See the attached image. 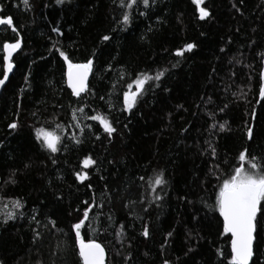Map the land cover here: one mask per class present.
<instances>
[{
    "label": "trees",
    "instance_id": "obj_1",
    "mask_svg": "<svg viewBox=\"0 0 264 264\" xmlns=\"http://www.w3.org/2000/svg\"><path fill=\"white\" fill-rule=\"evenodd\" d=\"M28 3L0 0V17L17 29L0 26V78L3 44L20 41L0 93V264H82L71 226L86 208L81 239L104 248L105 264H230L215 202L241 151L264 160V0H203V20L192 0ZM57 49L73 64L93 62L79 98ZM161 71L125 111L123 94L136 89L128 85ZM97 113L115 129L111 139L84 118ZM36 128L59 135L55 154ZM160 173L165 183L153 191ZM7 212L14 218L3 223ZM257 220L250 264H264L260 211Z\"/></svg>",
    "mask_w": 264,
    "mask_h": 264
},
{
    "label": "snow or ice",
    "instance_id": "obj_2",
    "mask_svg": "<svg viewBox=\"0 0 264 264\" xmlns=\"http://www.w3.org/2000/svg\"><path fill=\"white\" fill-rule=\"evenodd\" d=\"M57 4L63 2V0H56ZM138 0H120L121 8H131L136 4ZM25 9L29 8L28 0H22ZM192 3L196 5V10L199 13V18L203 20L209 15L205 8L201 7L202 0H192ZM145 7H148L149 0H143ZM143 14V13H141ZM129 14L127 11L122 13V20L118 23L127 25L129 22ZM8 26L13 32L17 29L13 25L11 17L2 18L0 17V26ZM0 27V31H6ZM53 32H57L58 29L53 28ZM103 40H108L107 35L102 37ZM20 41L17 40L14 44L5 42L3 44L4 56H3V77L0 79V85L5 84V80L8 78V73L11 68L9 56L12 51L19 48ZM194 47L193 44L185 45L183 50H177L175 55L181 56L182 51H190ZM60 57L64 59L67 64V86L71 89V93L75 97H80L81 93L85 92L88 73L91 71L92 60L89 59L86 63L73 64L69 61V57L65 52L57 49L56 50ZM223 51V49H222ZM164 73L161 71L155 75V77L148 76L147 73L138 75L136 80L132 84L128 85L131 89L133 84L136 85L134 92L125 91L123 94L124 109L125 111L131 109L137 99L138 94L143 90L145 83L149 80H159ZM261 78L264 80V71L261 72ZM261 97H264V85L259 90ZM83 112V109H79ZM85 119H90L94 122H98L103 132L108 135L111 139L112 133L115 129L111 126L109 121L103 115L97 113L90 116H85ZM15 123L10 124L9 128H16ZM223 125H220V130L223 131ZM35 139L37 142L43 141L42 147L48 150L50 153L55 154L58 151L57 145L60 143L59 135L54 132L47 131L43 128L34 129ZM249 138H251V129L248 130ZM99 139V137H97ZM238 160L241 162L240 166L235 167L234 174L229 179L224 180L222 186L219 188V192L216 195L215 210L219 212V216L223 218V231L224 233L231 234V259L230 264H249V259L253 255L252 244L254 239V232L257 229L258 211L264 214V160H260L255 156L249 155L246 151H241L238 156ZM55 163V161H53ZM82 166L88 168L95 163L90 157H86L82 160ZM163 174H157L154 177V187L161 186L165 183L162 178ZM86 174L76 173L77 181L86 179ZM15 183V181H11ZM156 200L161 197L157 195ZM12 206L14 208L22 207L20 201H13ZM259 206V207H258ZM4 208L7 205L3 206ZM89 217V211L86 208L84 211V219H80L79 222L72 224L71 229L75 233L76 245L78 246V255L82 264H104V249L100 244L95 242L85 243L80 236V229L85 224V220ZM14 218L12 212H7L4 215L3 223H7L8 220ZM119 236L120 234L117 233ZM145 237L149 235L147 226L144 227L142 233ZM171 235V233H169ZM167 264V261H165Z\"/></svg>",
    "mask_w": 264,
    "mask_h": 264
},
{
    "label": "water",
    "instance_id": "obj_3",
    "mask_svg": "<svg viewBox=\"0 0 264 264\" xmlns=\"http://www.w3.org/2000/svg\"><path fill=\"white\" fill-rule=\"evenodd\" d=\"M202 1H203V0H202ZM13 52H14V51H12V52L10 53V56H9V60H10V64H11V68H10V71H9V73H8V78L5 80V84H4V85H0V93H1L2 89L4 88V86L6 85L8 79L10 78V76H11L13 70H14V65H13L12 62H11ZM3 56H4V50H3ZM3 63H4V62H3ZM262 71H264V59H263V69H262ZM67 72H68V70L66 71V74H65V85H66V88H67V89L70 91V93H71V89H69L68 86H67ZM89 76H90V72L88 73L87 80L85 81L86 88H87V84H88ZM0 79H4L3 75L1 76ZM261 79H262V78H261ZM262 81H264V80H262ZM83 93H84V92H83ZM83 93H81V95H82ZM71 94H72V93H71ZM73 97H75V96H73ZM258 207H259V206H258ZM258 212H259V211H258ZM257 214H258V213H257ZM221 219H222V222H223V218H222V217H221ZM254 233H255V232H254ZM228 235L230 236V239H231V234L228 233ZM253 236H254V234H253ZM85 243H88V242H85ZM95 243H96V242H95ZM253 243H254V239H253ZM101 247H102V246H101ZM77 248H78V246H77ZM102 248H103V247H102ZM103 249H104V248H103ZM252 252H253V244H252ZM252 256H253V255H252ZM252 256H251L250 259H249V264H250V262H251V258H252ZM105 259H106V253H105V250H104V264H105ZM81 263H82V262H81Z\"/></svg>",
    "mask_w": 264,
    "mask_h": 264
}]
</instances>
